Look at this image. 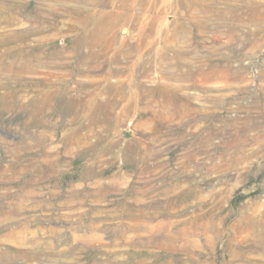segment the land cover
Returning a JSON list of instances; mask_svg holds the SVG:
<instances>
[{"label": "rangeland", "instance_id": "374dc122", "mask_svg": "<svg viewBox=\"0 0 264 264\" xmlns=\"http://www.w3.org/2000/svg\"><path fill=\"white\" fill-rule=\"evenodd\" d=\"M200 1L0 0L1 35L48 38L0 68V234L56 264H264V0Z\"/></svg>", "mask_w": 264, "mask_h": 264}, {"label": "bare ground", "instance_id": "6f19581e", "mask_svg": "<svg viewBox=\"0 0 264 264\" xmlns=\"http://www.w3.org/2000/svg\"><path fill=\"white\" fill-rule=\"evenodd\" d=\"M202 1L203 2H201V1L200 2L204 3L205 0H202ZM228 8L224 7V9H222V10L221 9L214 10V9L209 8L207 5H203V11H205L206 13L207 12L208 13L213 12L214 15H219L220 17L225 15V13L228 11ZM193 12H195V11H193ZM53 14H54V11H52L51 16ZM194 14L197 16L196 13H194ZM184 15H186V13H184ZM20 27H22V26H20ZM5 30H7V29H5ZM1 31H3V30L1 29ZM10 34H12V33H10ZM46 39H48V38H46V37L44 38L43 35L32 36V32H29V31L21 32V33L18 32V34H14V35L12 34L10 36H8L7 33L4 36L0 34V51L2 50V48H4L3 53L0 52V68L5 69L7 67V69H9L10 71L11 70L13 72L16 71L17 74L18 73L22 74V72H25V71L31 72V70L36 72L38 69V66L40 64H42L41 47L44 44V42L46 41ZM12 40H14L15 42H13L12 44H8V42L9 41L11 42ZM6 60L8 63L5 62ZM13 91H14V94H16V95L24 94L22 89H17V90H13ZM39 91L41 92L42 90H39ZM9 92H12V91L9 90ZM36 92H37V90H36ZM26 215H28V214H26ZM166 223H169V222L167 221ZM166 223H163L161 225V227L168 226ZM26 227L23 229L21 228V230H19V229L14 230V229L9 228V230L7 229L5 233L0 234V264H56V263H54V262L58 261V259L55 258V256H57L56 252L51 250V249L46 248V247H49V245L52 242V240L49 239L51 236L50 237L49 236L48 237H44V236L42 237V235L39 236L38 234H34L35 231L32 234L33 231L28 230ZM50 230H51L50 232L53 235L55 233V229L53 227H51ZM123 230L124 231H122V232H124V234H125L126 230L125 229H123ZM36 233H38V232H36ZM29 234H32V235L29 236ZM136 237H137V235L135 233L130 234L128 236V239L125 241L130 244V243H132L131 241H133ZM124 239H126V238H124ZM49 248H52V246ZM92 259H94V258H92ZM62 264H76V261L75 260L72 261L69 258L66 261H64Z\"/></svg>", "mask_w": 264, "mask_h": 264}]
</instances>
